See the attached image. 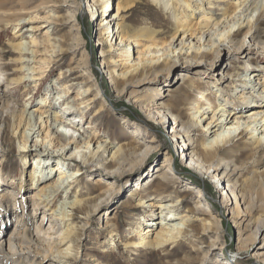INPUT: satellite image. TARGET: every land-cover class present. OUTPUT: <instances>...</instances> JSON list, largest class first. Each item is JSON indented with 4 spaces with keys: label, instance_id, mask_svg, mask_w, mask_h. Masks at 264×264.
<instances>
[{
    "label": "rangeland",
    "instance_id": "rangeland-1",
    "mask_svg": "<svg viewBox=\"0 0 264 264\" xmlns=\"http://www.w3.org/2000/svg\"><path fill=\"white\" fill-rule=\"evenodd\" d=\"M109 1H111V9H107V14L108 18L112 19L118 12L120 0ZM192 2L191 11H188L184 4H180L178 12L181 13L180 18L183 16L182 10L185 13L187 11L188 14L193 13L192 20H183L178 23L175 21L172 12L165 10L163 6L156 5L153 0H135L134 5L131 4L127 12L124 13V21L133 29L152 28L158 32L154 41L144 38L141 44L134 40L127 41L125 39L122 41V38L117 37L119 36L117 33L119 29L115 22L109 24L106 29L99 25L102 18L97 19L96 15H98V10H102L103 3L98 5L96 9L90 7V4L92 5L90 0H54L51 4L27 15L28 19H37L28 20L29 22L22 25V28L20 26V29L23 31L25 28H38L34 32H26L22 39L30 41L33 37L40 40L41 44L39 55H33L35 58L30 55L28 58L34 61L31 65L36 68L35 72H38L39 67H42L40 64L45 66L43 70L46 71L47 69L45 73L47 76L36 82H42L38 87H34L36 83L33 81L17 86L16 84H9L4 78L1 79L0 100L2 101L7 97L2 91H9L12 104H17L19 109L24 110L28 106L31 111L44 112L48 110V107L42 106L40 103L47 104L48 101L49 103L52 101L60 103L59 97L64 95L67 89V87L65 88L66 83L59 82L60 75L70 74L69 79L71 81L68 82L70 97L67 100L68 103L63 101L61 106L66 108L65 106L68 104H78V107H82V101H90L91 98L98 97L91 101V110L88 107L81 109V111L88 109L87 115L75 113L77 118L83 117L84 127L82 130L87 131V135H97L95 146L104 142L109 148L112 146L118 148L120 145L126 144L134 147H146L149 143L153 144L154 147L143 164L137 166L133 170L134 172L123 176L114 172L116 170L115 165L113 168L111 166L104 168L99 164L88 166V162L84 163L79 156H67L68 152L65 149L59 152L50 150L51 152L47 154L39 153L42 161H46L43 164L42 162L39 163L40 166H47L53 172L57 165H61L65 171H69L76 164L80 166L79 171H81L79 177L73 178L74 189L66 198L64 197L65 193L61 192V195L51 201H42L41 199L40 202L39 199L36 200L28 196L29 192L32 191L28 184L31 173L28 172L33 168V164H37V160H34L37 156L34 154L36 150L32 146L34 141L29 140L26 148H18L17 143L18 140L24 142V132L29 121L24 117L25 120L23 119L21 125L16 127V130L19 129L15 141L12 143L5 142L2 144L4 147H0V192L9 194L6 199L0 198V247L3 245L5 250L11 253L17 250V256L20 257L23 264H58V261L57 256L54 258L48 252L49 247L43 246L35 249L22 235L18 236L15 233L21 229L19 219H24L29 213L37 214L35 217L36 226L41 222L43 212L49 215L54 208H59L63 200L70 201L75 198L76 192H78V198L83 202L79 208H65L73 215L68 219L65 218L62 227H65L68 222L79 226L83 225V227L79 228V237L74 239L75 250L72 255L60 257L66 260L64 261L66 264H157V256L150 254V250L146 251L133 246L126 247V242H138L149 229L157 228V232L162 229V224H154V226L151 224L163 222V219L160 218L159 204L182 200L181 210L183 213L181 214H186L187 209L195 206L199 195L204 203L209 204L220 223L218 233L220 238L215 240L216 245L209 246L211 240L216 236L215 231L207 236L206 243L202 245L203 252L205 250L209 253L204 264H264L263 257L260 258L256 252L257 249L264 251V234L259 235L258 239L247 249L242 250L240 248L238 226L235 224L231 211L223 203L226 187L219 186L211 173H205V171L198 170L184 162L175 148L171 128L167 124L162 125L151 119L147 110L136 102V97H152L156 94L153 90L159 89L156 91L158 92L156 100H160L163 104L182 112L186 118L193 116L196 106L203 103L210 111L207 114L209 118H204L202 122V126H206L210 118L217 113L218 108L223 106V111L227 108V112L237 111L236 108H241L242 96L251 90L250 88L246 89L248 85H244L245 79L252 76L254 70H258L257 72L264 75V44H251L249 39L241 50H238L241 43L237 41L221 44L220 40L224 33L221 25H225V18L221 19L219 15H213L209 12L211 2L214 4L231 2L241 6L246 0H192ZM249 2H246L244 7ZM76 3L81 5V9L76 13L77 20L71 24L65 23L64 18L69 15V12H73L70 11L71 5ZM244 7L239 8L240 10L238 9L231 17L240 13ZM224 12L221 10V14ZM73 14L75 13L73 12ZM258 17L259 14L254 19ZM48 19L53 20V22H45ZM259 21L257 24L261 25L264 31V15ZM74 23L75 26H72ZM42 25L48 27L42 28ZM177 25L181 26L179 30L176 29ZM102 29L104 40H100ZM176 31L180 32L175 35ZM108 32H111V37L117 33L113 40H105L108 38ZM14 33L13 27L0 30V45L5 48L3 50L5 52L3 62L10 71L12 69L10 60L12 52L6 44L14 40ZM211 33L214 34L213 40L207 47L211 55L204 56L206 50L197 51L198 47L201 46L198 39L206 34V40H210L211 37L208 38L207 36ZM49 36L57 40L51 39V41L41 42ZM189 36L190 38H188ZM186 39L187 46L195 47V51H191L189 55L182 52L184 47L187 48L184 43L181 45ZM242 39L244 37L240 36L237 40ZM46 42H48L47 46ZM52 42H56L57 47L52 46ZM120 42L122 45L127 43L126 49L131 50L129 56L127 54L124 56V49L122 46H118ZM76 44V52L74 48L69 55H59L60 49ZM112 46L115 48H113V52L109 53L108 51L112 49ZM149 48H152L150 52H148ZM216 49L219 51L217 57L214 58ZM103 50L105 52H102ZM160 50L161 52H159ZM146 53L148 56L152 53L155 55L163 54L164 61L156 68L155 73L145 77L143 82L129 84L126 87L127 90L118 91L114 85L113 75L118 74L119 79L125 82L128 78V76H123L127 68L125 60L127 59L129 68L130 63L138 62L139 58H148ZM50 54L59 56L51 58ZM103 54L106 56H101ZM86 57L89 60L88 64L83 62ZM45 58L47 61L41 63V59ZM71 69H75V71L72 72ZM142 78L140 77V79ZM90 88L93 90H89V93H92L83 100L82 97L88 94L87 90ZM83 92L84 95L81 94ZM207 93L212 99L213 106L200 98V96H206ZM29 96L32 98L27 100ZM258 101L260 102V100ZM220 105L222 106L220 107ZM254 108L264 110V106L260 107V104ZM250 111L248 108L245 112L242 111V114H249ZM52 121H54L53 118L50 119V122ZM47 125L46 123L43 127L40 141L43 139L48 141L52 138L51 133L54 128L50 129ZM7 129L10 130L9 132H13L9 127ZM204 134L201 128L194 132L195 137L200 142L204 141ZM249 136L250 134L246 135L247 138ZM80 144H83L82 141ZM247 145L248 142L246 143L242 138L236 137L226 147L223 153L224 157L233 159L240 155L241 150L247 151L248 155L251 144ZM115 148L109 149L110 154ZM37 149L41 150L40 147ZM259 156L263 160L259 164L263 170L264 146L262 152L256 155V157ZM47 157L54 158L53 162L50 163L51 160L46 159ZM164 165H168L165 171L175 173L179 182L171 187L166 194L164 193V195H169L165 200H160L166 196L160 194L158 190L155 191V185L159 183L160 172L158 171L163 170ZM247 173H244L245 176L241 177V180L246 178ZM58 174L59 170H56L50 179L51 182L57 179ZM152 175L153 177H151ZM147 181L153 185L145 187ZM18 184H20V189ZM110 189L113 190L111 196L108 195ZM188 189L192 192L187 191ZM138 192L139 195H137ZM183 200L185 201L183 202ZM141 201L145 206L140 207ZM97 204L99 205L98 210L92 213ZM35 210L38 212L36 213ZM54 215L58 217V214L54 213ZM107 221H110L111 225H116L114 235L110 232L112 227L107 225ZM42 223V226H48L46 219ZM56 227L54 231L60 229ZM191 236L193 235L189 234L188 237ZM14 245L17 246V249ZM209 247L211 248L210 251ZM20 248H22V252H19ZM185 251L187 249L181 246L180 250L175 251V254H180L182 257L185 255ZM160 253L166 259L165 262L175 260V256L167 260V257L164 256L166 251Z\"/></svg>",
    "mask_w": 264,
    "mask_h": 264
},
{
    "label": "bare ground",
    "instance_id": "bare-ground-1",
    "mask_svg": "<svg viewBox=\"0 0 264 264\" xmlns=\"http://www.w3.org/2000/svg\"><path fill=\"white\" fill-rule=\"evenodd\" d=\"M53 1L54 0H0V30L7 29L9 27H13L15 30L14 40L9 41V43L6 44L7 47L11 48L12 52V56L10 58L12 62L11 71L3 62V58L5 57V52L3 50H5V48L0 45V81L4 78L9 84H16L17 86H20L26 82L33 81L36 83L46 78L47 74L45 73L47 69L46 71L43 70L45 66L40 64L42 67H39L40 70L35 72L36 68L31 65L34 61L31 58H28L30 55H39L41 50L39 49L41 45L40 40H36L33 37H31L30 41L22 39L26 32H34V30H37L38 27L25 28L22 31L20 26L22 28V25L29 22L28 20L37 19H28L27 15L34 10H40L41 7L51 4ZM91 1L92 5L90 4V7H94L96 9L98 5L103 3L101 6L102 10H98V15H96L97 19L99 17L102 18L100 19L99 25L106 29L109 24L115 22V25L117 24V28L119 29L117 31L119 36L117 37L122 38V41L125 39L127 41L134 40L136 43L141 44L144 38H148L151 41H154L157 38L158 32L152 28L133 29L124 21V13L127 12L131 4L135 3V0H120L118 12L112 19L108 18L107 14V9H111V1L90 0V3ZM248 1L250 2L244 7V4ZM246 2L241 6L235 5L231 2L218 4H214L213 2L210 3V14L219 15L221 19L225 18V25H221L224 29V33L222 34L223 37L220 40L221 44L237 41L241 43L238 46V50L243 49L249 39L251 44H264V31L262 30L261 25L257 24L260 22L259 20L261 16L264 15V0H246ZM153 3L163 6L165 7V10L172 12L174 14L175 21L178 23L183 20H192L194 15L193 13L188 14L187 11L185 13V11L182 10L183 16L180 18L181 13H178L180 10V4H184V7H187L188 11H191V8H193L192 0H153ZM242 7L244 8L240 13L231 17L238 11L239 8L241 9ZM80 9L81 5L79 3L72 4L70 11L72 10L75 14H73V12H69V15L64 18V22L71 24L76 21V13L79 12ZM221 10L225 12L221 14ZM257 14H259V17L254 19ZM45 22L51 23L53 20L48 19V21ZM72 26H75V23ZM47 27L48 26L46 25H42V28ZM180 27L181 26L177 25L176 29L179 30ZM188 27L190 26L188 25ZM221 29L220 31H222ZM216 30L218 31L219 29ZM179 32L180 31H176L175 35ZM108 33V38L105 39L108 41L110 39L113 40L117 34L115 33V35L111 37V32ZM100 34V40H104L103 29ZM213 36V33L208 34L207 37H211L210 40H206V34L199 38L198 42L201 43V46L198 47L197 51H208L207 47L210 46ZM240 36H243L244 39L237 40ZM188 38H190V36ZM51 39L53 40L55 38H51L49 36V38H46L41 42L51 41ZM47 43L48 42H46V46ZM183 43L187 47L186 49L185 47L182 49L183 53L189 55L191 54V51H195V47H191L190 45L187 46V39L184 40L181 45H183ZM51 44L52 46L57 47L56 42H52ZM110 44L113 45L112 42H110ZM118 46H122V49H124V56L125 54L129 56L131 50L126 49L127 43L122 45L120 42ZM75 47H77V44L69 47L67 46L65 49H60L61 53L59 55H69ZM113 48L115 47L112 46V49L108 52H113ZM76 50L77 48H75V52ZM151 50L152 48H149L148 52ZM206 51L204 52V56H210L211 52ZM218 51L219 50L216 49V52H214V58L217 57L216 55H218ZM102 52H105V50ZM159 52H161V50ZM59 55L50 54L49 56L52 58ZM101 56L105 57L106 55L103 54ZM33 57L35 58V56ZM146 57L148 58H139L138 62L136 61L135 63H130L129 68V63L127 59L125 60L127 68L123 73V76H128L127 80L122 82L119 79L120 76L118 74L113 75L114 85L118 91L122 90L123 92L127 90L126 87L129 84L141 82L145 77H148L150 74H154L156 68L161 65L164 61L163 58H165L163 54L155 55L153 53L152 55H147ZM46 61L47 58L41 59V63H45ZM83 62L85 64L89 63L87 57L83 60ZM71 71L74 72L75 69H71ZM257 71L258 70H254L253 75L245 79L246 82L244 85H248L246 89L250 88L251 90L242 96L243 102L241 108H236L238 109L237 111L233 110L231 112H227V108L223 111V106L220 105V107H222L218 108L217 113L210 118L206 126H202V122L204 118H209V115L207 116V114H209L210 111L207 110V107L204 106L203 103L196 106L193 116L186 118L183 116L182 112L176 111L174 108L163 104L160 100H156V94H158L156 91L159 89L153 90L156 94L152 97H136V102L147 110L148 116L151 119L162 125L167 124V126L171 128V136L175 142V148L180 154L181 159L188 165L195 167L198 170H203L205 173H211L212 177L216 180L219 186L226 187V192L223 194V203L226 205V208L231 211L235 224L238 226L239 242L242 250L250 247L251 244L258 239L259 235L264 234V169L262 170L259 166V164L263 161L262 157H256L259 152H262V148L264 146V110L258 109L259 107L254 108L259 106V104L260 107L264 106V75ZM69 75H60V81L58 80L64 84L66 83L67 85L65 88L67 87V89L69 87L68 82L71 81V79H69ZM140 77L143 78L140 79ZM40 84H42V82L36 83L34 87H38ZM67 89L65 94L59 97L60 103L53 101L50 103L48 101L47 104H44V102L40 103L42 106L48 107V110L44 112L42 111L41 113H39L38 110L31 111V109H28V106L24 110H21V108L19 109L17 104H12L9 91H2V93L7 95V97L2 101L0 100V147L3 148L4 146L2 144L5 142L12 143L15 141L14 139L17 137L19 129L18 128L16 130V127L21 125V121H24V117H26L29 121L28 127L24 132V142L18 140L17 143L18 148H26L29 140L34 141L32 146H34L33 149L36 150L34 154H37V156L34 160H37V164H33V168L28 172L31 173L28 184L32 190L29 192L28 196L36 200L39 199L40 202L41 199L42 201H51L55 197L61 195V192L65 193L64 197L66 198L74 189L72 185L73 178L79 177L81 175V171H79L80 166L78 164L73 165V167H71L72 169L69 171H65L61 165H57L55 171L59 170V174L57 179L54 182H51L50 179L54 176L53 173L55 174V171H51V169L49 167L47 168V166H40L39 163L42 162L43 164L46 163V161H42L43 159L39 156V153L47 154L48 152H51L50 150L53 152H59L61 150L64 151L65 149L66 152H68L67 156H79L84 163L88 162V166H96V164H99L104 168H108V166L113 168L115 165L116 170H114V172L123 176L130 174L137 166L143 164L151 149L154 147L153 144L150 143L146 145V147H134L127 144L120 145L118 148H115L116 146H112L111 148H115V150L112 151V154H110L109 149L111 148L107 147L104 142L95 146L97 135H87V131L82 130L84 127L83 117L79 119L75 116V113L78 112L81 115H87L89 111L88 109L91 108V101L96 100L98 97L93 99L91 98L90 101L84 100L92 93H89V90H93L90 88L87 90V95H84V92L81 93L84 95L82 97L84 101L82 102L86 103H84V105L82 103V107H78V104H68L65 106L66 108H62L61 104L63 101L68 103L67 100L70 97L69 89ZM203 93H205V91H203ZM31 98L32 97L29 96L27 100ZM200 98L213 106L212 99L209 98V93H207L206 96H200ZM258 100H260V102ZM87 107L88 111H81V109H86ZM248 108L251 110L249 114L243 115L242 111L245 112ZM51 118H53L54 121L50 122ZM46 123L50 129L54 128L51 133L52 138L48 141H44V139L40 141L39 138ZM8 127L11 128L13 132H9L10 130L7 129ZM200 128L205 133L203 137L204 141L202 142H200L194 135V132L198 131ZM247 134H250L248 138L246 137ZM236 137L242 138L246 143L248 142L247 146L251 144L249 154L247 155V151L241 150L240 155L235 156L233 159L224 157L223 153L226 150V147L232 143ZM249 139H251V141H248ZM81 141L83 144H80ZM37 147H40L41 150H38ZM46 159L51 160L50 163L54 160L52 157H47ZM168 165H164V169L158 171L160 172L158 176L159 183L155 185V191L158 190L162 195H164V193L166 194L171 187L175 186L179 182L175 173H171L168 170L165 171V168ZM246 172H248V175L246 178L241 180V177H244V173ZM151 177H153V175ZM149 181H147L145 187L153 185L149 184ZM18 186L20 189V184H18ZM187 191L192 192L190 189ZM112 193L113 190L110 189L108 195L111 196ZM8 195L9 194L7 192H0L1 199H6ZM137 195H139V192ZM164 196L166 197L160 200H165L169 195ZM197 199L198 201H196L195 206L185 211L186 214H181L183 213L181 210L182 200L175 202L168 201L159 204L158 208L160 209V218L163 219V222L161 221L159 223L151 224L153 226L154 224H162V229L159 232H157V228L149 229L146 232V235L141 237V240L138 242L127 241L126 247L133 246L146 251L150 250V254L157 256V264H204L209 253L208 251L205 252V250L203 252L202 245L206 243L207 236L213 231L216 232V236H214L211 240L209 246L211 247L216 245L215 240L220 238L218 234L220 230V223L209 204L204 203L200 198V195L197 196ZM23 200L25 201V199ZM184 201L185 200H183V202ZM82 202L83 200L78 198V192H76L75 198L70 201L63 200L59 208H54L49 215H46V213L43 212L41 222L36 224V226L35 217L37 214L34 215L33 213H29L24 219H19V226L21 229L19 231H15V233L18 236L22 235L30 243V245L34 246L33 248L35 249L43 246L49 247L48 252L54 258L57 256L56 259L58 264H66L64 263L66 260L60 257H70L72 255L75 250L74 239L79 237V228H82L83 225L79 226L68 222L65 227H62V224L65 223V218L68 219V217L70 218L71 215H73L65 208H79ZM141 206H145L142 204V201L140 203V207ZM98 208L99 205L97 204L92 213H95ZM35 212L37 213L38 211L35 210ZM54 213L58 214V217H56ZM45 219L48 222L47 227L45 225L42 226V222ZM107 225L112 227L110 232L114 235L113 232L115 231L114 229L116 225H111L110 221H107ZM56 226L60 229L54 231ZM189 234L193 236L189 238ZM184 242L186 244H183ZM181 246L182 248L187 249V251H185V255L182 257L180 254H175V251L177 252L180 250ZM14 247L17 249L16 245H14ZM210 247L209 251L211 249ZM162 251H166L164 256L167 257V260H170L171 257L174 256L175 260L172 259L165 262L166 259H164L160 253ZM19 252H22V248L19 249ZM256 252L260 258L263 257L264 259V251L257 249ZM0 264H23V262L20 257L17 256V250L11 253L6 251L3 245H1Z\"/></svg>",
    "mask_w": 264,
    "mask_h": 264
}]
</instances>
